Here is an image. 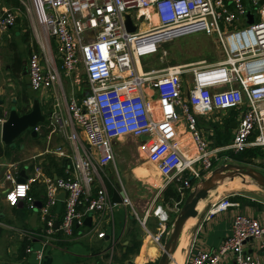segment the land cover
Returning a JSON list of instances; mask_svg holds the SVG:
<instances>
[{
	"label": "built area",
	"instance_id": "1",
	"mask_svg": "<svg viewBox=\"0 0 264 264\" xmlns=\"http://www.w3.org/2000/svg\"><path fill=\"white\" fill-rule=\"evenodd\" d=\"M19 1L14 7H1L0 30L14 24L21 13L30 20L39 48L31 49L26 60L29 84L41 97L51 99L45 128L59 132L67 141L66 145L47 146L45 151L69 160L66 174H50L34 159L23 180L17 179L23 167L20 159L0 162L9 181L5 190L9 203L24 200L34 205L35 197L29 190L34 182L44 184L39 205L40 244L26 245L36 257L43 256L58 233L72 234L74 224L83 223L90 212L97 213V222L106 215L112 218L116 201L106 166L112 162L115 167L114 139L122 134L159 136L165 148L157 161L163 185L175 182L180 190L174 205L217 160L232 157L230 151L250 145L264 147V0ZM247 10L253 12L251 22H247ZM127 13L134 29L126 27ZM198 30L218 36L223 58L172 63L162 70L138 68V60L157 51L163 42ZM79 66L86 73L85 87L80 94L65 91L60 71L72 76ZM224 108H237L234 131L228 142L212 145L198 124V115ZM7 114V109L0 111V125ZM180 115L186 120L193 152L181 150L175 129H170ZM161 121L170 123L161 127ZM41 126L37 123L34 127L39 130ZM122 189V202H130ZM230 194L212 200L203 217L236 204ZM60 200L63 211L58 217ZM152 212L157 217L155 231L147 228L145 218L140 221L160 253L170 213L160 202ZM97 234L104 235L105 230ZM248 237L262 238V254L246 249L244 240ZM111 238L112 249L116 240L113 234ZM186 253L187 264H219L226 253H231L235 264H264V222L252 213L236 212L231 231L215 248L204 249L193 238ZM154 262L147 258L140 264Z\"/></svg>",
	"mask_w": 264,
	"mask_h": 264
},
{
	"label": "crops",
	"instance_id": "2",
	"mask_svg": "<svg viewBox=\"0 0 264 264\" xmlns=\"http://www.w3.org/2000/svg\"><path fill=\"white\" fill-rule=\"evenodd\" d=\"M15 5L14 0H0V9L3 6L11 8ZM22 22L23 15L21 14V16L18 15L14 24L7 29L0 30V43L4 46L6 41L1 39L3 33H5L6 37L11 36L13 33L14 38L11 45H9V60L5 61L0 53V111L6 109L9 110L11 105L17 107L18 103H25L26 101L22 100L21 94L26 89L29 92V103L32 102L35 95L38 96L42 111L45 114V118L42 120L44 122L43 124H45L51 108V99L49 100L48 98L41 97L38 92L32 90L29 84L28 74L26 75L22 73L21 65L12 63L13 56L15 54H20L19 42H23L22 40H24L25 37L22 33L24 31V24ZM16 23L20 28L19 30L14 31L13 26ZM18 67H21V69L19 70ZM9 71L13 74H6V72ZM16 76L20 79L25 77V79H27V84L23 86L21 84V86L17 88V93L14 94L13 89L16 87ZM48 104L50 107L49 111L46 110ZM46 111L47 114L45 113ZM236 117L237 112L233 114V112L230 111V108L214 109L208 114H199L198 124L203 133L207 136L210 144L222 145L231 139L236 123ZM230 118L232 120L227 127L226 120ZM183 123H185L184 120L180 119L178 121V125L182 126ZM161 124H163L162 127H165L168 123L162 122ZM40 129L36 130L34 134L30 129L22 131L19 134L22 136L21 141H19L20 143H16L14 148L11 149L10 156H0V162L3 163L13 159H20L23 162L22 168H24V171L27 174L31 172V162L37 157H40L47 146H55L58 144L66 145L65 137L59 132L46 131V135L41 136L40 132L47 129H44L42 126ZM26 131L30 132V136L25 134ZM178 132H176V135L180 134ZM188 133H185L180 141V149L187 153L193 152L194 150V144ZM58 135L64 138V142H61L63 140H61ZM119 137L114 139V144L118 141ZM27 139L32 140L31 143H26ZM25 148L26 153L24 156H20L19 151H23ZM106 167L110 170L109 174L112 180L114 178L112 175V169L114 168V171L115 169L117 171L118 166L116 164L114 167V164L110 162ZM117 175L122 182L118 172ZM8 184L9 181L3 176V166H0V264H110L111 253L115 245L114 243L111 249L112 234L116 241L121 240L123 243H127L129 240L128 229H130V226L132 225L129 220V214L131 213V210L128 209L129 204H131L133 211H135L136 215H134L138 221L139 219L145 218V225L151 232L157 229V217L152 212L154 204L151 208L149 206L144 209V211H142L143 217L138 218L137 211L132 205L130 191L122 183L123 193L127 194L131 203L122 201L116 202L113 206L112 218L110 217L109 219L106 215L99 222H97L98 220L96 219L97 213L90 212V223L85 221L83 223H77L73 228L74 230L72 234L68 236L58 235L46 246L43 256L38 258L33 251L26 250V245L31 244L35 247L40 244V235L38 231L41 229L42 220L39 216L38 202L41 203L44 198V184L43 182H34L32 184L33 190H31V192L38 191V193L34 195L30 192L35 197L34 205H29L24 200H20L15 204L9 203L5 197V190ZM164 187L165 186L162 184L160 187V194H157L159 197H155V200H158V203H164V201L161 200ZM112 189L113 186L110 185L111 192ZM216 190L218 189H213L211 191L210 195L206 198L204 205L198 209V215L195 216L196 220L190 232L189 244L191 240L195 238V241L198 242L200 247L204 249L215 248L224 236L231 231L232 216L236 212L252 213L264 222V196H260L253 192L237 190L231 191L230 194V198L237 201L236 204L230 205L226 209L215 212L209 217L204 218L203 216L209 203L221 195L219 191L217 192ZM120 194L122 195L121 190L119 191V195ZM175 200L176 199L171 203H174ZM62 211L63 200H60L56 205L58 217L61 216ZM198 225H200L199 228ZM100 229L105 230L104 235L99 236L97 234ZM139 234L141 236V244L138 251L133 253L130 257L133 264L135 262L136 264H140L147 258L155 259L158 257L159 253L157 243L150 238V235L146 233L145 230L139 232ZM125 239H127V242H124ZM261 240L262 238L248 237L244 240V245L248 251L262 254L263 247L261 245ZM151 246H154L155 248L152 249ZM108 252L109 254L107 256ZM186 254L183 264H187ZM219 264H235L234 257L231 253H226L221 257Z\"/></svg>",
	"mask_w": 264,
	"mask_h": 264
},
{
	"label": "rangeland",
	"instance_id": "3",
	"mask_svg": "<svg viewBox=\"0 0 264 264\" xmlns=\"http://www.w3.org/2000/svg\"><path fill=\"white\" fill-rule=\"evenodd\" d=\"M21 14L23 15L22 23L24 24V31L22 33L25 35V37L24 40H22L23 42H19V49H20L19 55L22 57L23 62H25V60H27L30 50L33 48H39V45L32 32L30 20L25 14L23 13ZM19 28L20 27L17 25V23L13 26L14 31L19 30ZM2 35L3 36L1 39L5 40L6 43L5 46L0 43V53H1V57H3L5 61H8L9 60L8 57L10 53L9 45H11L14 39L13 33L9 37L8 36L6 37L5 33H3ZM224 55L225 53L220 44V40L215 33L206 34L205 32L198 30L176 36L171 40L163 42L161 45L158 46L157 51L153 52L152 54H147L142 56L141 64L143 69L157 68L159 70H162L165 66L172 63L191 62L199 59H204L206 62H212L223 58ZM43 60L45 62V59ZM49 67L51 68V64H49ZM6 74H13V73L9 71L6 72ZM16 74H20V73H16ZM60 74H61L62 85L65 91L69 92L73 90L74 92L80 94L82 89L85 87V83H86L85 82L86 73L83 66H79L78 70L72 76L65 75L63 71H60ZM185 76L188 79L190 77L189 74H186ZM21 84L22 86L27 84V79H25V77H23V79H20L18 76H16V87L15 89H13L14 94L17 93V88H19ZM187 86L188 83L187 81H185L184 88L186 89ZM48 97L50 98L53 97L52 92H49ZM49 108L50 107L48 104L46 106V110H48ZM180 119L184 120V122L186 121L182 115L179 116L178 121ZM178 121L174 122V124L172 122V126L170 127V129L171 128H173V130L175 129V132L179 131L178 133L180 134L175 136V141H178L177 143L180 146L181 144L180 141L182 140V136L185 133L187 134L189 131L185 123H183V125L181 126L178 125ZM170 129L168 130V132L170 131ZM46 131L47 130L41 131L40 132L41 136H45L47 133ZM59 138L63 140L61 142H64V138H62L61 136H59ZM159 139L160 138L157 134L134 135L132 133H126L120 135L118 141L115 142L114 144L115 161L119 170L117 169L116 171L115 169L114 171V168L112 169V175L114 177L112 179V185L113 187H115L116 185L115 182L117 180L119 181V183L121 182L117 175L118 172V174H120L119 177L122 180L121 183H123L124 186L130 191V195L132 197V205L133 207H135L137 211L138 218L143 217L142 211H144V209H146L149 206L151 208L153 204L155 205L158 203L157 202L158 200L156 201L155 197L156 196L159 197L158 195L160 194V187L164 181L157 168V161L160 158V156L165 152V148L163 147V144L159 143L161 141ZM31 141L32 140L27 139L26 143H31ZM65 142L67 143L66 139ZM25 153H26V148L23 149V151L22 150L19 151L20 156H24ZM241 157L242 158L229 157L227 158V161L231 160L235 162L252 165L264 173L263 147L255 146L254 148H252V150L249 149L243 152L241 154ZM219 162L221 161L217 160L216 164ZM234 178H231L229 176L224 177V179H222L221 182L218 183L220 184L219 185L220 187L215 188L218 189L216 191L217 192L219 191L220 194H223L226 192L237 190L243 192H253V193H257L260 196H264V188H262L259 184H256L257 187L255 186L254 188H247V187L225 188L227 183L233 180ZM189 189L190 188H187V190H185L184 196ZM210 193L211 192L208 189V191L203 196L200 197L197 203L198 209L204 205L205 200L210 195ZM161 200L163 201V197L161 198ZM181 202L178 205H174V203H171L169 201L164 203L162 202V205L167 210V212L170 213L171 211H173V214L171 213L170 215L171 219L174 218L175 214L180 208ZM128 209L131 210L132 214L136 215L135 211H133L131 204L128 205ZM197 215L198 213L196 215H191L183 231V234L187 238V247L181 253L182 255L179 254L178 257L176 258L179 264L184 263V258L186 254L185 251H187V248L189 246L190 232L196 220L195 216ZM138 222L139 224L136 225L137 232H143L144 228L142 223L140 222V219ZM156 259L157 258H155V260ZM179 259L182 261H180ZM172 264H174V262H172Z\"/></svg>",
	"mask_w": 264,
	"mask_h": 264
},
{
	"label": "water",
	"instance_id": "4",
	"mask_svg": "<svg viewBox=\"0 0 264 264\" xmlns=\"http://www.w3.org/2000/svg\"><path fill=\"white\" fill-rule=\"evenodd\" d=\"M246 15L247 22L253 21L254 16L252 11L247 10ZM125 23L128 29H134L135 25L132 23L129 13L126 14ZM21 67L22 73L26 74V62H23ZM44 118L45 114L42 111L39 98L36 95L33 97L29 108L23 112H20L15 105H11L8 110L7 117L0 125V139L10 146H15V138L22 131L30 129V131L34 134L36 131L34 126L44 120ZM65 161L66 158L62 157V162L64 163ZM236 175L248 177L264 188V173L255 166L231 160L221 161L215 164L207 174L201 175L194 180L192 187L183 197L180 208L172 219L169 231L164 237L162 249L157 257L156 264L170 263L172 252L176 248L187 217L190 214L196 215L198 213L196 204L200 197L203 196L208 189L216 186L224 177L229 176L234 178ZM25 176L26 172L24 171V168H21L17 179L23 180ZM115 184V187L112 189V199L116 202H121L123 200V196L121 194L119 195V191L122 189V186L118 180ZM59 195L63 197L64 192L60 191ZM38 204L40 205V202H38ZM84 221L90 223L91 215H86ZM124 242H127V239H125ZM129 264H133L132 259H129Z\"/></svg>",
	"mask_w": 264,
	"mask_h": 264
},
{
	"label": "trees",
	"instance_id": "5",
	"mask_svg": "<svg viewBox=\"0 0 264 264\" xmlns=\"http://www.w3.org/2000/svg\"><path fill=\"white\" fill-rule=\"evenodd\" d=\"M16 5L20 4L19 0H14ZM15 5V6H16ZM21 16V14H19ZM19 70L21 67H18ZM28 91L25 89L23 93L21 94L22 100L26 101L25 103H18L17 108L20 112H23L27 110L30 106V103L28 101ZM49 111V109H48ZM230 111L237 112V108H230ZM47 114V111L45 112ZM231 118L226 120V126L228 127L229 124L231 123ZM42 123V127L44 126V122H39ZM44 129L45 126L43 127ZM26 135L30 136V132L26 131ZM22 136L18 135V137L15 139L16 143H20ZM255 145H250L244 148L243 150L240 151H230V155L238 158H242L241 154L249 149L252 150ZM260 147V146H257ZM14 146H10L9 144L3 143L2 140L0 139V156L5 155V156H10L11 149H13ZM36 160H39L44 168V170L50 174H66L65 173V168L68 166L69 160H66L64 163L62 162V157L57 156L55 153L50 152V151H44L40 157H37ZM215 162V161H214ZM33 186V185H32ZM32 186L30 188V192L32 189ZM187 190V189H186ZM32 193V192H31ZM38 191L36 190L32 194H37ZM180 195V190L177 188V185L175 182H169L168 184L165 185L162 196H163V201H169L172 202L174 199H177V197ZM173 214V211L170 212L169 216ZM129 220L132 223L130 226V229H128V235H129V240L127 243H123L121 240H118L115 242V245L113 247L112 253H111V259H110V264H129V259L133 253H136L139 249V246L141 244V236L139 232H137V224H139L138 219L136 216L132 213L129 214ZM172 219L170 218V222ZM75 227V224H74ZM73 227V228H74ZM74 230V229H73ZM58 235H62L61 233H58ZM63 236V235H62ZM109 252L107 253L108 256ZM157 262V259L155 260L154 263Z\"/></svg>",
	"mask_w": 264,
	"mask_h": 264
},
{
	"label": "bare ground",
	"instance_id": "6",
	"mask_svg": "<svg viewBox=\"0 0 264 264\" xmlns=\"http://www.w3.org/2000/svg\"><path fill=\"white\" fill-rule=\"evenodd\" d=\"M138 68H141L142 69V64H141V60L139 59L138 60ZM155 115H156V117L157 118H160L159 117V115H158V113L157 112H155ZM170 123V122H164V121H161V123ZM160 126L162 127L163 126V124H160ZM224 179V178H223ZM230 181V180H229ZM221 182V181H220ZM220 182H218V183H220ZM256 182H254L252 179H250V178H248V177H242V176H240V175H237L233 180H231L230 182H228L227 183V185L225 186V185H223V186H225V188L227 187H229V188H242V187H247V188H254L255 186H256ZM220 184H217L216 186H214L213 188H210L209 190H210V192L214 189L215 190V188H217V187H220L219 186ZM257 187V186H256ZM198 203V202H197ZM196 207H197V204H196ZM190 217H191V214L187 217V219H186V221H185V223H184V226H183V229H182V231H181V234H180V236H179V239H178V242H177V245H176V248L174 249V251L172 252V255H171V259H170V263L169 264H172V262H174V264H179L178 262H177V257H178V255L179 254H181L183 251H184V249L187 247V238H186V236L183 234V231H184V229H185V226H186V224L188 223V220L190 219ZM194 222V221H193ZM185 233H187V232H185ZM151 248L152 249H154L155 247L154 246H151ZM186 252V251H185ZM184 252V253H185ZM182 255V254H181ZM184 255V254H183ZM180 258V257H179ZM182 258H183V256H182ZM181 259V258H180ZM179 259V260H180ZM180 261H182V260H180ZM182 263V262H181Z\"/></svg>",
	"mask_w": 264,
	"mask_h": 264
},
{
	"label": "flooded vegetation",
	"instance_id": "7",
	"mask_svg": "<svg viewBox=\"0 0 264 264\" xmlns=\"http://www.w3.org/2000/svg\"><path fill=\"white\" fill-rule=\"evenodd\" d=\"M12 63H16L17 65H22L23 60L22 57L19 54H15L12 59Z\"/></svg>",
	"mask_w": 264,
	"mask_h": 264
},
{
	"label": "snow or ice",
	"instance_id": "8",
	"mask_svg": "<svg viewBox=\"0 0 264 264\" xmlns=\"http://www.w3.org/2000/svg\"><path fill=\"white\" fill-rule=\"evenodd\" d=\"M23 192H24V189H23V187H21V188L19 189V193H20L21 195H23ZM10 199H12V200L15 202V196L10 197Z\"/></svg>",
	"mask_w": 264,
	"mask_h": 264
}]
</instances>
